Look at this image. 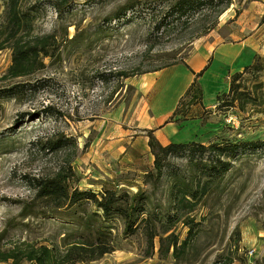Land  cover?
<instances>
[{
  "label": "rangeland",
  "instance_id": "1",
  "mask_svg": "<svg viewBox=\"0 0 264 264\" xmlns=\"http://www.w3.org/2000/svg\"><path fill=\"white\" fill-rule=\"evenodd\" d=\"M123 2L20 0L30 24L5 39L0 1V87L19 90L0 95V250L60 247L86 235L84 216L98 220L89 202L53 208L36 195V179L58 174L68 189L108 187L140 198V217L150 220L135 221L128 232L121 218L107 217L112 249L72 264H264V0H230L224 9L168 18L159 28V18L135 11L112 18ZM43 37L47 55L34 57L24 75H6L11 42L24 48ZM242 40L256 56L253 66L240 70L230 89L229 76L211 100L204 94L182 101L178 117L197 119L198 128L180 142L257 140L256 146L237 149L213 179L195 163L196 151L166 154L156 173L139 144L122 150V129L138 133L131 125L141 99L129 79L182 62L194 46ZM56 139V147L45 145ZM174 238L176 250L167 246Z\"/></svg>",
  "mask_w": 264,
  "mask_h": 264
},
{
  "label": "trees",
  "instance_id": "2",
  "mask_svg": "<svg viewBox=\"0 0 264 264\" xmlns=\"http://www.w3.org/2000/svg\"><path fill=\"white\" fill-rule=\"evenodd\" d=\"M3 2L4 23L1 26L6 36L5 39L14 38L20 30L26 28L31 21L29 12L21 9L20 0H0ZM230 0H124L119 5L116 12L111 16L116 19L126 18L127 12H138V14H147L149 16L159 18L157 28L164 26L166 19L170 21H180L182 17L195 16L207 10H220L226 8ZM169 21V23H170ZM165 27V26H164ZM11 64L7 69L6 75L20 76L33 69L34 57L47 55V49L50 48L48 37L38 38L27 47H22L16 41L11 42ZM2 46H0L1 48ZM256 56H253V60ZM252 60V62H253ZM242 67L246 70L248 66L252 67L253 63ZM159 69V68H157ZM157 69L151 70L156 71ZM240 74L239 71L231 73L229 80L231 84ZM126 76L124 74H119ZM16 85L0 87L1 96L15 95L18 89ZM200 96V87L194 81L190 82L185 92L180 97L177 105L173 108L170 119L180 120L185 117H178L179 106L185 98L196 99ZM149 151L152 155L153 168L156 173L160 172L163 160L166 154L174 153L175 151H196L201 155V158L195 163L201 164V168L207 174V178L213 179L227 171L230 161L234 157L237 149H243L249 146H256L257 140L248 141H219L202 144L193 140L187 142H168L161 144L151 134L150 130H146ZM59 139L56 141H48L45 145L49 148L56 147ZM206 151L207 161H202V155ZM33 188L39 198L45 199V203L53 208H59L62 205H80L82 203H90L94 206L93 215L98 217L93 218L84 216L81 219V225L88 229L86 235L76 237L72 242L65 241L60 247L54 244H24L13 245L0 250V261L9 260L10 264H20L21 261L27 264H72L78 260H90L99 257L105 251L111 250V242L108 236H105L103 229L104 220L107 217L121 218L124 224V231L132 232V225L135 221L148 222L149 217H140V214L145 210L144 203L140 198H135L134 195L130 198L124 192H116V190L102 187V190L96 192L92 189H79L73 187L68 189L64 183V178L57 175L36 179L33 183ZM192 191V190H191ZM185 192H189L186 191ZM190 194V193H189ZM134 197V198H133ZM133 198V199H132ZM135 199V200H134ZM150 221V220H149ZM152 227L148 226V230ZM153 233L149 232V239L153 237ZM182 239L179 244L185 243ZM173 246L176 250V239H171L167 246Z\"/></svg>",
  "mask_w": 264,
  "mask_h": 264
},
{
  "label": "crops",
  "instance_id": "3",
  "mask_svg": "<svg viewBox=\"0 0 264 264\" xmlns=\"http://www.w3.org/2000/svg\"><path fill=\"white\" fill-rule=\"evenodd\" d=\"M251 50L250 47H244L243 40L194 46L182 62L129 79L141 99L140 105L135 107L136 118L131 125L138 129V133L129 135L128 129H122L119 139L128 144L127 148L120 145L122 150L126 149L128 154L129 147L136 143L140 145L142 152L151 155L146 143L147 129L161 144L187 140L189 129L192 130V135L197 131V119L188 116L173 120L169 116L190 82L198 84L202 98L207 94L208 99H213L217 91L227 87L231 73L242 70L250 62L254 56ZM215 54L216 59H213ZM245 55L247 62L243 63L241 58L244 59Z\"/></svg>",
  "mask_w": 264,
  "mask_h": 264
}]
</instances>
